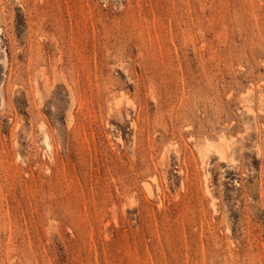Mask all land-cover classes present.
Masks as SVG:
<instances>
[{"label": "rangeland", "instance_id": "1", "mask_svg": "<svg viewBox=\"0 0 264 264\" xmlns=\"http://www.w3.org/2000/svg\"><path fill=\"white\" fill-rule=\"evenodd\" d=\"M0 264H264V0H0Z\"/></svg>", "mask_w": 264, "mask_h": 264}]
</instances>
